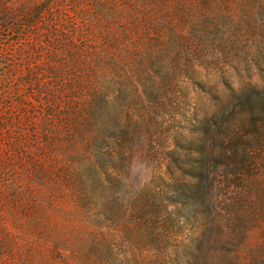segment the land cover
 Listing matches in <instances>:
<instances>
[{
    "label": "rangeland",
    "instance_id": "rangeland-1",
    "mask_svg": "<svg viewBox=\"0 0 264 264\" xmlns=\"http://www.w3.org/2000/svg\"><path fill=\"white\" fill-rule=\"evenodd\" d=\"M0 264H264V0H0Z\"/></svg>",
    "mask_w": 264,
    "mask_h": 264
}]
</instances>
